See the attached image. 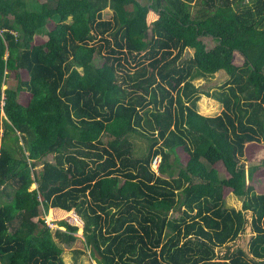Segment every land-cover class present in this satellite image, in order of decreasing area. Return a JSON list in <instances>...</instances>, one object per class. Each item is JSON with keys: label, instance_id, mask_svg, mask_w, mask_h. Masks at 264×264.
Segmentation results:
<instances>
[{"label": "trees", "instance_id": "1", "mask_svg": "<svg viewBox=\"0 0 264 264\" xmlns=\"http://www.w3.org/2000/svg\"><path fill=\"white\" fill-rule=\"evenodd\" d=\"M32 6L0 0V264H65L55 239L79 227L43 216L72 211L96 264H264V192L243 160L264 143V0ZM220 70L228 79L202 94L222 109L200 114L192 80ZM133 136L147 140L139 156Z\"/></svg>", "mask_w": 264, "mask_h": 264}, {"label": "rangeland", "instance_id": "2", "mask_svg": "<svg viewBox=\"0 0 264 264\" xmlns=\"http://www.w3.org/2000/svg\"><path fill=\"white\" fill-rule=\"evenodd\" d=\"M27 3V5L33 9L35 8L32 6V4L38 3L39 0H23ZM144 2L145 0H140V2ZM111 15V9L110 8H105L103 10V16L104 18H108ZM70 21V19L68 20ZM54 26L52 21H49V24L46 26V28H43L41 31H39L36 34V42L42 43L47 39L46 36V31L50 30ZM206 48L209 49L214 46V41L208 37H202ZM194 50L190 48H186L182 59H188L193 55ZM103 62L102 57L99 55L95 54L93 56V64L96 66H100ZM235 62H238L237 58L235 59ZM23 78L25 76H22ZM228 79L227 74L223 71L220 70L217 73L213 74L212 76L209 77H199L195 78L192 80L193 84L195 87L198 88V91L200 92V98L197 100V111L200 114L206 115V116H213L217 115L220 113L222 106L221 104L214 100L213 98L207 97L202 92H212L213 90L217 89L221 84H223L226 80ZM29 99V94L27 92H20L18 100L21 103H26V101ZM132 141L134 143L135 147V156H139L145 152V149L147 147V140L145 137L142 136H133ZM263 145L256 146L254 147L256 150H246V157L243 159L244 160V167H245V173H246V178L247 182L251 184L254 188V191L257 193H262L264 192V167L261 168L255 175L252 174L250 176V170L254 166V164L259 160L258 158H262L264 156V143H261ZM258 149V150H257ZM178 154L182 156L181 161L184 162L186 160V156L183 155V152L181 149H178ZM44 161H53L52 155H47L45 158H43L41 161H39L37 168L39 169L42 166V163ZM158 164H159V158L154 160L151 164V168L155 171L156 174H158ZM217 169L221 173H225L224 167L222 163H217L216 164ZM36 187V184H31L30 189H33ZM12 190L11 187L6 188L7 192H10ZM224 206L226 208H234L236 210L242 209V199L243 198H238L235 196L232 192H230L227 189H224ZM7 196L4 194H1L0 192V204L5 202L7 200ZM48 214H45L43 216L45 222L51 227V229L54 231L57 228L56 221L60 219H65L69 220L72 224H77L78 225V230L77 232L74 233L76 236V240L72 243L65 244L57 239H55L56 242L62 247V258L65 264H96L94 259L90 258L89 251L87 250L84 242V236L82 234V225L83 222L75 214V212H71L70 214L66 213H58L55 214L53 218L48 220L47 217ZM178 213L175 211L169 212L170 217H175L177 216ZM61 229H64L61 227Z\"/></svg>", "mask_w": 264, "mask_h": 264}, {"label": "bare ground", "instance_id": "3", "mask_svg": "<svg viewBox=\"0 0 264 264\" xmlns=\"http://www.w3.org/2000/svg\"><path fill=\"white\" fill-rule=\"evenodd\" d=\"M48 220H49V218H48Z\"/></svg>", "mask_w": 264, "mask_h": 264}, {"label": "built area", "instance_id": "4", "mask_svg": "<svg viewBox=\"0 0 264 264\" xmlns=\"http://www.w3.org/2000/svg\"><path fill=\"white\" fill-rule=\"evenodd\" d=\"M156 160V159H155Z\"/></svg>", "mask_w": 264, "mask_h": 264}]
</instances>
